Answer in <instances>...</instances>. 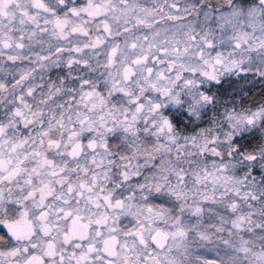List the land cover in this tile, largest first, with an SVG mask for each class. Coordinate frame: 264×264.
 <instances>
[{
	"label": "snow or ice",
	"instance_id": "1",
	"mask_svg": "<svg viewBox=\"0 0 264 264\" xmlns=\"http://www.w3.org/2000/svg\"><path fill=\"white\" fill-rule=\"evenodd\" d=\"M0 264H264V0H0Z\"/></svg>",
	"mask_w": 264,
	"mask_h": 264
}]
</instances>
